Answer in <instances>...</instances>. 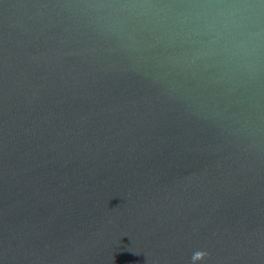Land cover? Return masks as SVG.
<instances>
[{
	"label": "water",
	"instance_id": "1",
	"mask_svg": "<svg viewBox=\"0 0 264 264\" xmlns=\"http://www.w3.org/2000/svg\"><path fill=\"white\" fill-rule=\"evenodd\" d=\"M166 3L104 35L61 4ZM47 4L48 8H41ZM259 0H0V264H264Z\"/></svg>",
	"mask_w": 264,
	"mask_h": 264
},
{
	"label": "clouds",
	"instance_id": "2",
	"mask_svg": "<svg viewBox=\"0 0 264 264\" xmlns=\"http://www.w3.org/2000/svg\"><path fill=\"white\" fill-rule=\"evenodd\" d=\"M259 4L264 6V0H259ZM47 4L41 5V8H48ZM60 8H83L92 10L96 13L91 19V23L98 31L106 34L122 33L126 24L131 18H144L145 20L162 25L177 26L182 31L181 25L186 18V13L178 8H174L166 3H136V4H112V3H84V4H61ZM243 16L246 20H255L257 24L264 19V10L256 5H244ZM209 255L207 251L198 250L192 254L193 264L202 262Z\"/></svg>",
	"mask_w": 264,
	"mask_h": 264
}]
</instances>
